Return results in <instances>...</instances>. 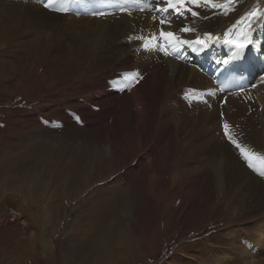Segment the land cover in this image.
Segmentation results:
<instances>
[{
	"label": "rangeland",
	"instance_id": "374dc122",
	"mask_svg": "<svg viewBox=\"0 0 264 264\" xmlns=\"http://www.w3.org/2000/svg\"><path fill=\"white\" fill-rule=\"evenodd\" d=\"M47 2L0 0V264H66L67 257L76 264L83 258L90 264H104V255L111 256L106 264H130L129 261L132 264H264V200L247 187L249 182L241 175L246 173L264 186V177L254 174L250 167L257 163L264 167V130L259 140L252 132L241 133L245 125L241 127L238 121L239 115L246 121L258 117L264 126V105L257 98H264V57H259L251 90L231 96V106L223 112L219 102L209 104L204 113L185 109L191 118L200 116L198 121L214 115L213 122L189 134L192 138L200 134L194 138L191 148L195 160L185 156L184 138L176 141L174 163L164 172V179L157 186L151 185L154 193L147 191L148 200L141 193L145 208L140 214L131 185L138 182L146 186L150 169L143 155L148 152L154 158L163 143L158 149L152 144L154 139L142 135V141L137 137L139 133L123 131L124 146L115 150L118 145L115 142V148L109 147L105 131L98 138L90 129L76 134L72 123L63 124L60 120L66 113L73 117L83 107V89L107 75L116 60V56L103 57L102 51L98 58L92 50L91 41L97 38L98 32L101 38L100 26L104 24L92 23L94 19L91 18L101 19V15L108 12L100 14L99 3L95 0H71L66 12L56 10L61 7L59 3L46 8ZM250 2L252 7L234 24L243 26L250 10H257L251 16L250 27L245 30L252 35L244 51L256 57L259 50L264 52V0ZM213 4L209 6L201 0L190 5L188 10L182 9L188 14L184 28L194 23L192 13H206L201 11V5L208 11L211 6H217L218 16L231 11L226 0H213ZM25 9L27 18L16 16ZM39 10L44 12L43 21ZM161 11L162 7L158 13ZM170 12H174L173 8ZM87 21L94 24L87 25L90 28L98 27L92 30L93 35L81 29ZM66 22L69 25L66 26ZM113 44L116 46L115 42ZM212 49L216 62H221L225 55L222 41L219 39L212 44ZM134 51L137 52V48ZM191 56L194 59L187 60L186 64L199 71L195 56ZM135 59L133 56L132 63ZM207 79L212 82L211 78ZM186 92L187 87H182L169 95L173 99L176 96L182 105L191 97L190 103L199 105L205 102L203 96L214 97L209 95L208 89L198 90L196 98H189ZM109 95L117 93L105 94ZM224 100L226 97H222ZM157 105L160 111L159 103ZM183 114L178 112V118ZM48 121L57 127L48 129ZM72 121L75 123L74 118ZM125 121L121 122L123 128H126ZM107 122L110 124L108 119ZM225 123L232 139L225 135ZM263 126L261 124L260 128ZM68 132L75 135L70 137ZM157 132L158 128H151V134ZM212 138L217 140L219 151L207 143ZM116 158L122 162L118 164ZM252 161L255 164H251ZM226 164H234L241 178L234 180V171L228 170L220 174L222 181L216 190L213 169L222 173L223 168L228 169ZM175 174L179 180H173ZM240 188L246 191L243 198L237 196ZM185 204L187 209L183 206L181 213L180 206ZM131 210L136 212L130 216V219L136 218L134 230H126ZM152 222L158 226L155 231H151ZM117 230L128 232L123 234L122 240L134 242L127 253L115 240ZM232 233L236 236L231 237ZM147 240L157 244L148 250ZM144 246L145 255L140 251ZM131 251H136L133 255L138 256L137 262L133 258L127 262L118 261L119 257H115L122 253L126 258Z\"/></svg>",
	"mask_w": 264,
	"mask_h": 264
},
{
	"label": "bare ground",
	"instance_id": "6f19581e",
	"mask_svg": "<svg viewBox=\"0 0 264 264\" xmlns=\"http://www.w3.org/2000/svg\"><path fill=\"white\" fill-rule=\"evenodd\" d=\"M151 1H154L155 3H157V7H156L157 11H159L161 7H162V11L159 12L158 14L143 13L140 15L136 14L134 16L132 15L127 16L124 13L109 11L108 13H106V15H101V19L91 18V19H94L92 23L104 24L103 26H100L101 27L100 30L102 32L101 38L99 37L100 33L97 31L98 34H95V36L97 35V38L94 41H91V43H93L94 45L92 46L94 48L92 50H94L98 54V58H99L100 51H102L103 57L106 56V58L107 57L111 58V57L116 56L115 57L116 60L113 63L111 70H109L107 75H104V77L97 79L88 88L83 89L85 91L81 99L83 107H80L73 114V117H71V115L66 113L65 117L60 119L63 124L72 123L73 125L72 129H75L76 134H79L81 132L83 134V132L90 129L95 134L94 137L98 138L100 137L102 132L105 131L109 147L115 148V146H113L115 142L118 145L116 146L115 150L121 149L124 146V141H125L124 136L125 135L123 134V131H125V133L126 131H134L136 133H139L137 137L138 139H141V140L143 139L141 138L142 135L148 138L154 139V142L152 144L156 145L158 149L160 148L161 143H163L162 148H160L161 150H158V153L157 155L154 156V158L148 152H146L145 155H143V158L145 162L147 163V166L150 169L149 181L147 180L146 186L145 184H141L138 182H132L131 191L133 195L135 196L134 198H136V201L139 204L138 205L139 213L142 209L145 208V205H144L145 202L142 198L141 193H143L144 197L148 200L149 195H147V191L150 193H154L153 189H150L151 185L155 183L157 186V184L164 179L163 174L164 172L169 170L168 169L169 165L174 163V152L176 151L175 150L176 141L177 140L181 141L179 140V138L180 139L184 138L183 139L184 140L183 151L185 153V156L189 158H193L195 160V158L191 156V148L194 142V138L200 137L199 136L200 134L193 136V138L190 137L191 135L189 134L193 130L196 129L198 131L199 128H204L207 126V124L213 122L214 115H209L206 118L204 117L202 118V120L200 119L198 121V118L200 116L196 118H191L189 114L185 111V109L186 110L196 109L198 111L201 110L202 113H204V111L206 110V107H209V104L213 105L215 102H217L216 104H218L219 99L215 98L214 102L213 101L211 102V100L214 97L206 98L203 96L202 100L207 99L208 102L207 103L203 102L201 105H199V104L190 103V101H192V98H193L191 96H194L196 98L195 93L200 89H208L209 91L212 90L216 92L217 95L219 96L221 95L217 91V87L213 88V84L216 80V76L219 73V70L223 68L222 65L228 62V60L231 58V55L233 53H236L238 57L239 56L243 57V58L236 59V65H235L236 69H241L243 67H249L251 70L253 69L254 66H257L260 60L259 57L260 58L264 57V52L261 50H259L258 55L256 57H252L251 55L244 53L245 43H247L248 40H251V35H252V33L249 35V32H246V31L248 30V27H250L249 22L251 20V16L257 10H254V9L250 10V12L246 15V17L243 20V26L242 25L240 26V24L239 25L234 24L235 20H238L240 17L244 16L247 10H249L252 7V4H251L252 1L250 2V0H229V2L228 0H226V3H228L227 7L231 11L229 12V14L225 16H218L219 12L217 13L215 11H212V15H209V13H207L208 8L202 6L204 12H206L204 13L205 16H203L204 17L203 19H198L196 23L191 22L192 24H188V27L186 28L190 29V31H182V29H185V28H181L180 26V25H183L182 22L178 23L177 21L174 20L175 14L179 13V9L174 0H172L171 6H169L167 0H151ZM221 2H223V0H221ZM143 5H147V0H143ZM189 5H193V3L187 2V0H185V3L181 4L182 7H187V6L191 7ZM210 5H214V4L212 3ZM222 6L224 5H221V8H223ZM171 8H173L174 12H170L169 16L166 19H163L162 18L163 14L167 11V9H171ZM1 11H3V9ZM26 11L27 10L25 9L21 13L16 14V16L27 18L29 15L27 16ZM216 13H217V16H213ZM38 15L41 17L42 21L45 19L43 11L39 10ZM206 17L207 19H205ZM239 20H241V18ZM161 21H163V23H161ZM92 23L90 21H87V24L85 23V25H83L81 29H83L84 31L87 30L86 32L89 31L92 34V32H94L92 31L94 27L98 28L97 26H94L92 29L89 26H87V25L93 26L94 24L92 25ZM67 24L69 25V22H66V26ZM159 24L162 25L160 29L161 32H164V33L172 32L175 34V37L177 38V39H171V42L169 43L171 50L170 51L167 50L166 52L168 53L167 54L168 56H164V57H161L159 55V49L161 47H160L157 37L155 36L154 37L155 39H152L153 37L151 36L153 30L160 32L158 30ZM245 24L247 25L244 26ZM198 33L200 35L208 34L209 40H213L215 37L222 36L219 39L220 41H222V50L225 51V55L219 64H213L210 61L211 57L209 55L206 56L205 61L209 63L207 66L199 67L200 68L199 71H197V69L195 70V69L190 68L187 64L184 65L176 61L175 59L169 57L171 56V52H173V50L178 51L180 53V57L181 58L184 57L186 60L194 59L191 56V54H193L196 58V65H200L202 63V58L197 55L198 48L195 47V43H194V40L196 39V37H198ZM226 33L227 35H225ZM147 38H150L149 40H151L152 42L151 50L145 49L144 45L146 42L149 41ZM224 40H227V41L224 42ZM96 41L98 42L96 43ZM185 41H187V43H185ZM113 42L116 43V46H114ZM87 43L88 42H86V44ZM84 44L85 43H83V45ZM128 44H130V46ZM184 46H187V47H184ZM136 48H137V52L134 51V49ZM87 49H90V48H87ZM92 50H89V51H92ZM107 52L110 55L107 54ZM133 56H136V59H135V62L132 63ZM244 58L248 60V63L247 61H245ZM225 67L230 68V63L227 64ZM133 69H138L139 71L143 73L147 72V76H145L143 80L138 82L137 85L135 86H132L131 84H129L130 87L122 85L123 82L121 80H115L119 83L120 87L126 88L128 95L122 94V93H120L121 94L120 95L117 93L116 96L114 95L105 96V94L112 93V91L116 90L111 84L108 83L109 80L115 77L117 78L118 76L117 73L119 71H128V70H133ZM207 77L211 78L212 82H210L207 79ZM124 81H127V79L125 78ZM199 83H201V86L203 83L206 85L201 87V86H198ZM196 84L197 86H195ZM262 84H264V82ZM159 86L160 88L158 89ZM182 87H187V92H186L187 96L189 98L191 97L190 99H187V101L184 99L185 102L187 103L186 105L184 102L182 105V102L176 96L173 99L172 95H169L170 93ZM194 87L196 89L192 91V88ZM245 90H249V87L248 89L242 90V92ZM240 94H243V93H240ZM122 95L125 97H122ZM236 95H239V94L235 93V94L227 95L226 103L225 105L222 106L223 108L221 109V112H223V110L231 106V101L233 99V97L231 96H236ZM255 96L257 97V95ZM100 98H102V100ZM257 98L259 102L264 105V98H259V97ZM91 99H95L96 101L93 103H89L88 101H86V100H91ZM98 99H100L101 101H99ZM111 101H114V102L112 103ZM157 103H159V106L161 107V109L160 108L158 109L160 111H157L156 109V107L158 106ZM93 105H94V108H93ZM105 106H108V107H105ZM102 110H105V111H102ZM180 111L184 113L183 116L180 117L181 120L178 118V115H177V113ZM206 112L208 113V110ZM72 118L78 120L80 123L79 124L78 122L74 123V121H72ZM107 119L110 121L109 122L110 124H107L108 123ZM124 119H126L125 121L126 128H123L124 126L121 127V122ZM238 121L240 122L241 127L245 125V128L244 130H241V133L252 132L254 136H256L259 140H261V134H262V131L264 130V126L260 118L257 117L255 119L254 117L253 119L246 121V119L242 118V116L239 115ZM96 124L100 125V127L95 128L94 126ZM261 124L263 126L262 128H260ZM197 126L199 127L196 128ZM152 127L158 128V132L156 133V135L151 134ZM48 129H50V127ZM169 130H171L170 134L166 136ZM241 133L238 132L237 134L239 135ZM67 134L70 137L75 135V134H71L70 132H68ZM90 141H92V139ZM216 141L217 140H214V139L207 140V143H210V145H212L214 148H216L219 151L220 147ZM138 143L140 144L142 142L138 140ZM258 146L260 145L258 144ZM111 154L114 155L113 151ZM122 159L120 158L117 159L118 164L122 162L121 161ZM158 159L161 160L163 164H161L158 161ZM219 164H222V163H219ZM136 165H138V163H136ZM226 165L228 166V169L223 168L222 173H220V171L217 169H213V172L216 175L215 185H214V188L216 190H218L219 183L222 181L220 174H225L228 172V170L234 171V180L237 181L239 178H241L239 170L235 167L234 164H226ZM113 170H115V168ZM139 170L141 171V169ZM241 175L242 177L246 178L247 182H249L247 184V187L251 190H254L258 194V196L262 197L261 200H264L263 198L264 197V186L258 183L256 178H255L256 180L251 179L246 173H241ZM174 176H176V174ZM142 177H145V176L142 175ZM173 180H179V177L177 176L176 178L173 177ZM28 192L30 193V191ZM245 192L246 191L244 189L240 188L239 192L237 193V196L239 198H243ZM32 196H36V195L33 194ZM234 196L236 197V195ZM185 205L180 206L181 213H183L182 212L183 206H184V209H187V205L186 206ZM134 212H135L134 210H131L130 214L128 213L127 215L128 223H130V225L126 227V230L128 229L134 230V221L136 220V218L134 217L130 219V216L135 215L136 212L135 213ZM165 219H168V217H166ZM151 226H152L151 231L153 230L155 231L158 229V226L156 223L153 225V222H152ZM123 234H128V232L126 231L122 232V231L117 230L115 240L120 243L119 244L120 246H124L123 252L127 253V251L130 250L127 248H130L132 246L134 247L133 245L134 242L128 241V240H122ZM235 236H236L235 233L231 234V237H235ZM135 241L139 242L138 239H136ZM147 241L149 242L146 244L149 246V247L147 246L148 250H151V248H153L157 244V242L153 240H147ZM96 242L97 241L95 240V243ZM95 243H92V246H91L94 249L96 247ZM140 249L143 255L147 254L146 253L147 250L145 246L141 247ZM133 253H136V251L129 252L126 258L122 253L121 254L117 253V255L115 254H112V255H115V257L118 256L119 258L124 256L121 259L118 258V261L123 260L127 262L126 260L129 261V258H133L134 262H137L138 256L137 255L134 256ZM106 254L108 255V253ZM110 257L111 256L104 255V259H105L104 264H106L111 259ZM85 260L84 258L83 260L80 259V264H90L89 262ZM129 262L130 264H132L131 261ZM76 263L77 262H74V260L69 259L67 257L66 264H76Z\"/></svg>",
	"mask_w": 264,
	"mask_h": 264
},
{
	"label": "snow or ice",
	"instance_id": "6c2138e0",
	"mask_svg": "<svg viewBox=\"0 0 264 264\" xmlns=\"http://www.w3.org/2000/svg\"><path fill=\"white\" fill-rule=\"evenodd\" d=\"M70 2H71V0H48V2L45 3L44 6L47 8V7H49V6H50L51 4H53V3H59V4H61V7L57 8L56 10H57V11H64V12H66V11H67V7H66V5H67L68 3H70ZM108 2H113V0H108ZM167 2H168V4H169V6H171V4H172V0H167ZM175 2H176V3H179V4H183V3H185V0H175ZM187 2H190V3H197V4H198V3L201 2V0H187ZM203 2H204V3H207V4H212V3H213V0H203ZM193 14L195 15L196 13H193ZM253 14H254V13H253ZM161 23H163V21H161ZM182 31H190V29L185 28V29H182ZM160 35H161V37H164L165 40H168L169 43L171 42V39H177V38L175 37V34L172 33V32H168V33H164V32H162ZM225 35H227V33H226ZM152 39H155V38L153 37ZM197 42L202 43L201 41H197ZM185 43H187V41H185ZM248 43H251V40H248ZM144 46H145V49H146V50H151V47H152V42H151V40H149L148 42H146ZM160 50H161V51H165V54H168V53L166 52V50H165L163 47H161ZM129 75L131 76L132 74H129ZM224 128H225V135L228 136L229 139H232V137L229 135V132H228V128H229V126H228L227 124H225V125H224ZM241 154L244 155V152L242 151Z\"/></svg>",
	"mask_w": 264,
	"mask_h": 264
}]
</instances>
